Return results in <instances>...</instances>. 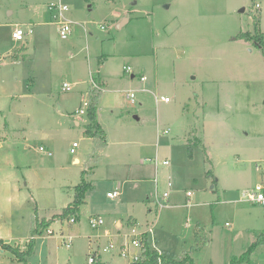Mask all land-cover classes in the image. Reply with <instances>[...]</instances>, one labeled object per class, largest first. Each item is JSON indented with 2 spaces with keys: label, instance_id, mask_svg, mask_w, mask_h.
Masks as SVG:
<instances>
[{
  "label": "rangeland",
  "instance_id": "obj_1",
  "mask_svg": "<svg viewBox=\"0 0 264 264\" xmlns=\"http://www.w3.org/2000/svg\"><path fill=\"white\" fill-rule=\"evenodd\" d=\"M57 1L0 0V57L18 61L0 60V237L19 248L33 238L24 260L7 249L0 264H127V216L152 226L175 264H264V207L244 195L264 181V54L237 38L256 31L264 43V0H60L66 39L48 8ZM92 79L104 146L84 134ZM83 175L74 221L32 233ZM92 215L103 223L91 228Z\"/></svg>",
  "mask_w": 264,
  "mask_h": 264
},
{
  "label": "built area",
  "instance_id": "obj_2",
  "mask_svg": "<svg viewBox=\"0 0 264 264\" xmlns=\"http://www.w3.org/2000/svg\"><path fill=\"white\" fill-rule=\"evenodd\" d=\"M255 7L256 8L260 7V0H255ZM48 8L51 10H54L53 17L56 19V23L58 25L59 36L62 39H66L67 36L71 32V23H72V21L70 19L66 18L64 15V13L68 10L69 7L66 4L61 3L60 0H58L57 2H51L49 4ZM25 34H26V32L24 31V29L20 25H15L14 29L11 32V36L15 40H22L24 38ZM123 69L126 72H131V68L129 66H126ZM145 78H146L145 76H141L140 79L144 80ZM92 85H93V87L100 88L99 85L93 81V79H92ZM70 88L71 87L69 84L63 83V85H62L63 90H70ZM142 89L144 90V88H142ZM127 97L129 99H131V101H133L134 92L133 91L128 92ZM154 99H155L156 103L159 101H168L169 100V98L167 96H164V95H160L159 97H157L155 95ZM84 104L87 105V102ZM75 113L81 114V113H84V110L80 108V109H77L75 111ZM76 145H77V142L72 143V146L69 149L71 153L74 152V147H76ZM39 149L43 150L44 148L42 146H39ZM48 154H50V152H48ZM154 164H155V167H157L159 164L156 158L154 159ZM160 164L161 165H168L169 160L163 159L160 162ZM155 185H156V180H155ZM170 185H171V183L168 182V186H170ZM119 194H120V192L118 189H114L113 191L107 192L108 197H116ZM244 195H245L246 201H249L253 204H258V205L264 207V181L257 183L252 189L245 191ZM168 196H169V193L167 191H164L160 195H156L155 196V202H156L155 205L159 208L164 207L165 201H167ZM69 219L71 222L74 221L73 218H69ZM88 221H89V225L91 228H96L103 223V218L99 215L90 216ZM130 225H131L130 231H129V233H127L126 239L121 244L118 245V250H117V254L119 256L123 257L124 259H126L127 263H132V262L139 260L140 253L143 250L144 236L147 237L151 246L155 247L157 249V247L154 245L153 241H151L152 239L150 238V235H152V232H153L152 226L143 227L142 225H138V224H130ZM46 231L48 234L53 233V231H51V229H47ZM112 248H113V243L111 242V243H109V245L103 247V251H108ZM95 256H96L95 253H93L91 256H89V258H88L89 263H92L94 261Z\"/></svg>",
  "mask_w": 264,
  "mask_h": 264
},
{
  "label": "trees",
  "instance_id": "obj_3",
  "mask_svg": "<svg viewBox=\"0 0 264 264\" xmlns=\"http://www.w3.org/2000/svg\"><path fill=\"white\" fill-rule=\"evenodd\" d=\"M261 36L262 35L258 34L256 31L254 34L241 32V34L237 35V38L245 41L253 40L257 45H259V47L262 49V52L264 54V43L261 39ZM23 49L24 47H21L19 51ZM13 56L15 57L16 55ZM99 94H100V90L98 88L96 87L90 88L89 101L87 103V109H86V113L89 119V124H87V126L85 127L84 134L89 138H93L99 146H104L106 144L105 142L106 136L105 133L103 132V129L100 127L96 117V104ZM191 152L192 151L189 147L188 148L189 156L191 155ZM90 187H91V183L87 182L83 175L82 180L73 187L72 201L66 207H64L60 213L54 215L51 218H42L41 220H39L37 216L33 217L32 233H41L40 231L45 228L47 230L48 229L47 227L55 219L62 220L65 217L72 218L71 216L72 214L76 215L80 204L84 202L85 191L88 190V188ZM131 224H135V222L134 223L131 222ZM32 244H33V238L29 239L27 243V247H25L23 250H20L19 246L14 247L8 243H4L0 239V247L4 250L9 249L10 251L14 252L16 254L17 260H24V255L30 251ZM246 254H248V252L245 253L244 255ZM160 262L164 264L176 263V261H172L169 260L168 258H165V256L162 255V253L159 252L158 249L151 246L147 237L144 236L143 250L140 253L139 260L127 264H159Z\"/></svg>",
  "mask_w": 264,
  "mask_h": 264
},
{
  "label": "crops",
  "instance_id": "obj_4",
  "mask_svg": "<svg viewBox=\"0 0 264 264\" xmlns=\"http://www.w3.org/2000/svg\"><path fill=\"white\" fill-rule=\"evenodd\" d=\"M54 15V14H53ZM55 22H56V20H55ZM15 25H18V24H14V27H15ZM14 27H13V29H14ZM9 57V56H8ZM16 57V56H15ZM15 57H11V60L10 59H8V58H6V57H3V59H1V57H0V60H4V64L6 65V64H9V63H7V61L6 60H10V64H12V63H14V62H18L17 61V58H15ZM98 85H99V87L101 86V84L98 82V81H95ZM76 123H78L77 121H76ZM78 160V159H77ZM75 161H76V159H75ZM119 190V189H118ZM109 192V191H108ZM120 192V191H119ZM71 201H72V199H71ZM70 201V202H71ZM69 202V203H70ZM84 202H85V200H84ZM149 211H151V209L149 208L148 209ZM92 216H94V215H92ZM125 222H126V224H128V225H130L131 224V222H135V224H138V225H142L141 223H138L139 221L136 219V218H134L133 216H127L126 217V220H125ZM116 225L117 226H120L121 224H120V222H118L117 221V223H116ZM108 230L106 229V228H104L103 229V235H105L106 234V232H107ZM0 239L4 242V243H8V241H10V237H8V238H5V237H0ZM7 240V241H6ZM122 243V242H121ZM120 243V244H121ZM8 244H10V243H8ZM11 245V244H10ZM24 248H20V250H23ZM0 251L1 252H4V249H2L1 247H0ZM19 261V260H18Z\"/></svg>",
  "mask_w": 264,
  "mask_h": 264
},
{
  "label": "water",
  "instance_id": "obj_5",
  "mask_svg": "<svg viewBox=\"0 0 264 264\" xmlns=\"http://www.w3.org/2000/svg\"><path fill=\"white\" fill-rule=\"evenodd\" d=\"M122 24H123V23H120L119 26L122 25ZM131 76L133 77V75H131ZM136 118H137V117H136ZM76 161H77V159H76Z\"/></svg>",
  "mask_w": 264,
  "mask_h": 264
}]
</instances>
